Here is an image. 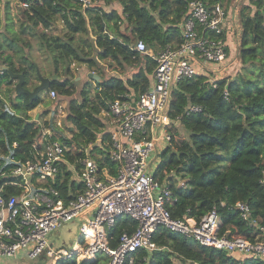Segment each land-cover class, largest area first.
<instances>
[{
  "label": "trees",
  "instance_id": "1",
  "mask_svg": "<svg viewBox=\"0 0 264 264\" xmlns=\"http://www.w3.org/2000/svg\"><path fill=\"white\" fill-rule=\"evenodd\" d=\"M38 1L32 0L27 8L19 5L11 15L9 0H0L4 11L0 30V66H4L0 74V185L6 178L1 173H8L14 165L10 159L4 158L5 155L24 160L32 157L37 149L34 142L40 128L28 110L34 108L41 98L38 94L29 100L27 94L16 93L12 83L16 78L11 75L22 74L23 85L27 88L32 85V79L39 80L33 49L48 53L52 74L56 75L49 89L61 95L68 96L75 91L70 78L72 62L85 64L92 75L98 76L96 79L91 75L94 82L92 95L83 86L79 91L82 103L70 100V110L75 107L82 109L80 116L72 113L68 116L71 137H67L54 121L48 124L49 136L57 138L67 148L72 147V143L76 145L73 152L65 151L69 162L84 156V145L93 142L87 153L101 169L106 168L109 174H114L115 166L108 156V134L106 130H100L98 114L102 109L106 112L117 95L132 91L137 96L149 89L155 61L150 55L136 51L133 44L142 40L152 51L167 44H178L181 41L180 22L186 18L184 14L190 0H146L156 14L150 21L143 17L144 11L148 17L151 15L139 0L132 1L136 13L128 11L126 14L123 9L121 13L116 9L106 11L98 5L82 10L77 0ZM118 1L122 8L126 7L125 0ZM208 1L214 3L216 0ZM251 3L256 5L255 12L244 13L245 7L240 10L242 36L244 38L249 32V38L240 48L241 65L235 74L217 78L210 84L205 78L208 70L203 69L192 78L171 86L166 113L171 119L178 120L175 133L182 126L187 130V137L178 139L177 146L182 148L179 154L170 144L162 148L153 177L171 192L170 201L165 205L173 218L191 217L199 221L215 208L221 221V233L238 234L254 240L260 234L258 225L264 222V7L261 0H252ZM38 10L45 11V15ZM34 12L37 17L45 18L47 23L42 25ZM58 23V33L51 38L45 28L54 30ZM129 28L134 31V36L127 32ZM94 46L99 47L95 50L96 58L93 56ZM225 48L227 61L231 56L228 39ZM120 57L126 60L142 58L143 65L125 80L114 75L101 78L97 60L109 58L119 61ZM210 92L216 93L220 113L207 103ZM192 103L199 104L202 110L185 114L186 107ZM192 115L199 129L189 122ZM173 133L171 140L175 136ZM97 137L98 142L95 141ZM71 173L68 165L59 164L55 185L63 192L69 185H75L70 178ZM18 191L16 187L4 185L2 194ZM241 199L248 203L258 224L241 219L235 209V203ZM135 226L136 222L130 218H120L108 232L109 245L116 246L122 232H132ZM152 241L155 248L140 249L134 254L131 264H175V260L181 264H193L201 259L216 264H264V257H238L223 249L196 244L192 237L164 226L157 227ZM108 259L105 254L93 259H77L73 252L53 264H107Z\"/></svg>",
  "mask_w": 264,
  "mask_h": 264
},
{
  "label": "built area",
  "instance_id": "2",
  "mask_svg": "<svg viewBox=\"0 0 264 264\" xmlns=\"http://www.w3.org/2000/svg\"><path fill=\"white\" fill-rule=\"evenodd\" d=\"M77 1L82 10L96 6L93 0ZM31 2L23 0L21 5L27 8ZM261 2L264 7V0ZM184 15L178 44H167L156 51L147 49L142 40L133 44L136 51L150 55L155 66L148 90L137 96L132 91L122 93L108 105L106 134L114 174L101 169L87 153L93 142L84 145V156L74 162L66 160L64 154L69 149L49 136L50 129H40L32 157L16 160L4 156L14 165L8 173H1L6 178L0 185V257L20 253L32 259L46 249L48 256L58 260L75 252L79 259L105 254L109 258L107 264H131L137 251L155 248L152 236L159 226L188 235L200 245L237 252L239 256L264 257V222L258 225L260 234L250 240L238 234L221 233L215 208L199 221L191 217L173 218L165 205L171 192L153 177L147 163L158 141L171 140V128L178 121L166 113L173 83L192 78L199 70H208L209 65L226 59L227 18L222 2L190 0ZM3 70L4 66H0V74ZM48 95L55 98L59 94L49 89ZM201 110L199 104L192 103L185 114ZM61 163L71 169L70 178L75 182L66 192L55 185ZM4 185L19 191L3 195ZM235 209L244 221L258 224L245 200H238ZM122 217L135 221L136 226L132 232H122L117 245L112 247L108 232ZM74 221H78L77 242L72 243L70 250L48 243L50 232Z\"/></svg>",
  "mask_w": 264,
  "mask_h": 264
},
{
  "label": "rangeland",
  "instance_id": "3",
  "mask_svg": "<svg viewBox=\"0 0 264 264\" xmlns=\"http://www.w3.org/2000/svg\"><path fill=\"white\" fill-rule=\"evenodd\" d=\"M93 1L96 2V6L98 5V7H100L102 10L108 11L109 9H116L119 13H121L123 9L125 14L128 13V11H132L133 13H136L135 7L132 5L133 4L132 1L135 0H125L127 3L125 8L124 7L122 8V4L118 0H93ZM139 1H141L142 5L146 7V10H148L151 15L148 17L147 13L144 11L143 17H146L147 19H149L148 21H150L151 17L155 16L156 14L149 8L148 1L146 0H139ZM224 1L225 0H221L222 6L226 11V18H227L226 27L228 26L226 28L228 30L227 39L228 42L230 43L231 56L227 61L221 64L209 65L205 78L210 84H212L217 78L224 76H229V77L233 76L235 72L239 69L241 65L239 51L240 48L242 47L243 41L249 38L248 36L249 32L248 34L245 35L244 38L242 36L243 25L240 23V18H241L240 10L242 7H245L243 10L244 13L256 11V5L251 3L252 0H239L236 2L235 5L232 4L233 6L231 8L228 5H226L225 8V6L223 5ZM9 2H10L9 11L10 14L13 15L16 12L18 6L21 5V0H9ZM3 12L4 11L2 7V3H0V30L3 25L2 24L4 18ZM38 12L45 15V11L38 10ZM33 14L35 17L38 16L35 12ZM13 18L16 19V17ZM37 18L40 19V23L42 25H45V23H47L45 21V18H40V17ZM126 24L127 22L124 23L121 28L123 29L126 26ZM151 25L152 23L150 24V26ZM57 26L59 27L60 23L54 26V30H49V28L48 29L45 28V32L50 33L51 38H53L58 33V29L56 28ZM127 32H129L131 36H134V31L131 28H129ZM98 48L99 47L94 46V51H93L94 58H96L95 50H97ZM248 52L250 54L253 53L252 51H247V53ZM32 54H33V62L35 63V67L39 71V73L42 76L51 77L52 65L48 53L44 50L33 49ZM97 62L100 66L99 71L101 74V78L103 79H106L109 76L114 75L125 80L127 76H130L131 74L139 70V67L143 65L142 58L139 60L136 59L126 60L125 58L120 57L119 61L105 58V59H98ZM109 62L111 64H109ZM95 70H97V68ZM70 71H71L70 78L75 88L73 94L66 96L58 93L59 96H61V98L60 97L51 98L50 96L47 95L44 96V92H41L43 93V95H41V97L43 98H42V106L40 107L41 110L43 109L45 111L42 113H45V116H47L45 118V128L48 129L49 128L48 124L50 123V121H54L56 125L61 128L60 130L69 138L71 137V135L68 131V127H70V120L68 119V116L70 113L80 116L82 112V109H80L79 107H75L73 110H70L69 107L70 100L74 99L78 104L82 103L81 95L79 92L81 88L85 86L86 88L89 89V93L92 95L93 93L92 90L94 87V82L91 81V75L89 74L91 71L85 66V64H78L76 62H72L70 64ZM17 81L18 80L16 79L15 81L12 82L14 87ZM88 81H90V85L87 84L89 83ZM31 82H32L31 84L35 86L36 84L39 83V80L32 79ZM32 85L28 86V89H32L33 88ZM206 100L208 105L214 111H216L217 113L221 112L220 107L218 106L217 103L216 93L210 92L207 95ZM98 119L100 121V126H101L100 130L102 131L107 130L109 127L108 124L109 116L106 114L105 109H102L101 113L98 114ZM189 122L191 124L196 125L195 117L193 115L189 118ZM176 126L177 125L171 128V132L174 131L173 134L175 135L173 139L169 143L165 141H158L157 146L154 148L152 152H150L147 159V163L149 164L150 170L152 171L155 170L160 159V151L162 150L163 147H165V145L167 144L172 145L176 154L182 152V148L178 147L177 143L179 141L178 139H183L187 137V130L185 128H182L181 126V129H179L180 131L175 133ZM198 127L200 126L196 125V129H199ZM98 137L95 140L97 142L99 140ZM68 149L71 152H73L74 149H76V145L72 143V147H68ZM77 222L78 221H74L71 223L70 222L63 223L56 230L50 232L47 236L48 243L53 245L54 247L60 246L61 248L70 250L72 243L75 241L77 242V230H76ZM236 254L238 253L236 252ZM58 259L60 258L48 256L46 254V249H45L41 255L32 259L26 258L20 253L12 256H1L0 264H53ZM195 262L196 264H216L215 262H207L204 259ZM175 264H181V263L178 260H175ZM193 264L195 263L193 262Z\"/></svg>",
  "mask_w": 264,
  "mask_h": 264
},
{
  "label": "water",
  "instance_id": "4",
  "mask_svg": "<svg viewBox=\"0 0 264 264\" xmlns=\"http://www.w3.org/2000/svg\"><path fill=\"white\" fill-rule=\"evenodd\" d=\"M135 39H133L132 41L134 42ZM38 77H39V83L36 84L35 86H33L32 89H28L27 87H25L23 84V76L22 74H11L13 77H15L18 81L15 85V91L16 93H25L29 96V100H32L33 98H35L38 94H40L41 92H47L49 90L50 84L51 82L56 79V75L52 74L51 77H47V76H42L38 70H36ZM90 75L91 72L89 73ZM94 78L98 79L97 75H92Z\"/></svg>",
  "mask_w": 264,
  "mask_h": 264
},
{
  "label": "crops",
  "instance_id": "5",
  "mask_svg": "<svg viewBox=\"0 0 264 264\" xmlns=\"http://www.w3.org/2000/svg\"><path fill=\"white\" fill-rule=\"evenodd\" d=\"M237 1H239V0H227V1L225 0L223 5L225 6V8H226V5L230 6V8H231L233 5L236 4ZM227 33H228V30H227ZM41 95H43V93L39 94L41 101L34 108L29 110L28 114L31 116L32 120L36 121V123L40 129H47V128H45V118L47 116H45V113H42L45 111L43 109L42 110L40 109V107L42 106V98H43V97H41ZM45 95L49 96L48 92H44V96ZM58 97L61 98V96H59V95H58ZM236 256L239 257V255H236Z\"/></svg>",
  "mask_w": 264,
  "mask_h": 264
},
{
  "label": "clouds",
  "instance_id": "6",
  "mask_svg": "<svg viewBox=\"0 0 264 264\" xmlns=\"http://www.w3.org/2000/svg\"><path fill=\"white\" fill-rule=\"evenodd\" d=\"M48 92V91H47Z\"/></svg>",
  "mask_w": 264,
  "mask_h": 264
}]
</instances>
